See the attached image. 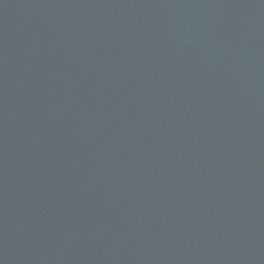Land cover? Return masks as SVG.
Returning <instances> with one entry per match:
<instances>
[{
	"label": "water",
	"instance_id": "95a60500",
	"mask_svg": "<svg viewBox=\"0 0 264 264\" xmlns=\"http://www.w3.org/2000/svg\"><path fill=\"white\" fill-rule=\"evenodd\" d=\"M0 264H264V0H0Z\"/></svg>",
	"mask_w": 264,
	"mask_h": 264
}]
</instances>
